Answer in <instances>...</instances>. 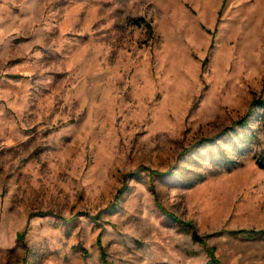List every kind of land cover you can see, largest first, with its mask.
Segmentation results:
<instances>
[{
	"label": "rangeland",
	"instance_id": "374dc122",
	"mask_svg": "<svg viewBox=\"0 0 264 264\" xmlns=\"http://www.w3.org/2000/svg\"><path fill=\"white\" fill-rule=\"evenodd\" d=\"M262 102L264 0H0V264H264Z\"/></svg>",
	"mask_w": 264,
	"mask_h": 264
},
{
	"label": "trees",
	"instance_id": "16d2710c",
	"mask_svg": "<svg viewBox=\"0 0 264 264\" xmlns=\"http://www.w3.org/2000/svg\"><path fill=\"white\" fill-rule=\"evenodd\" d=\"M262 103H263V105H264V102H262ZM240 123H241V126H242L243 128H245L246 125H247L246 120H244V119H243ZM248 136H249L248 134H245L243 140H246V139L248 138ZM253 159H254L256 165H257L259 168L264 169V147L260 148L258 151H256V152L253 154ZM191 234H192V236H193L194 239H197V240L199 239V240H201V239L197 236V234H196L195 232H192V231H191ZM253 234H256L257 236L264 238V230L255 231V232H251V233H249V235H251V236H252ZM210 254H211V253H210ZM103 261H104V260H103ZM211 261H212V259H211ZM214 262L217 263L216 260H215Z\"/></svg>",
	"mask_w": 264,
	"mask_h": 264
}]
</instances>
